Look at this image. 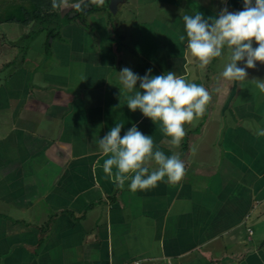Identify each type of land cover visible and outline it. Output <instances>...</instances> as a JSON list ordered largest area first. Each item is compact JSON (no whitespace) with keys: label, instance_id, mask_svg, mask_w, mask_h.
Here are the masks:
<instances>
[{"label":"crops","instance_id":"0c3cea01","mask_svg":"<svg viewBox=\"0 0 264 264\" xmlns=\"http://www.w3.org/2000/svg\"><path fill=\"white\" fill-rule=\"evenodd\" d=\"M225 7L243 0H122L110 18L67 22L35 58L4 59L0 45V264H264V93L251 82L264 64L225 81L222 57L200 70L178 38L183 15ZM124 67L172 71L212 94L179 148L129 110ZM116 123L178 153L185 177L118 189L97 147Z\"/></svg>","mask_w":264,"mask_h":264},{"label":"clouds","instance_id":"9594fccd","mask_svg":"<svg viewBox=\"0 0 264 264\" xmlns=\"http://www.w3.org/2000/svg\"><path fill=\"white\" fill-rule=\"evenodd\" d=\"M53 10H65L70 0H50ZM91 4L103 7L105 0H77L71 7L76 12L84 11ZM243 10L222 9L217 17L205 19L199 11L182 17L184 34L178 36L186 43L188 55L196 68L204 70L214 59L227 53V63L220 73L225 81L243 84L248 79L247 69L264 64V0H243ZM256 47H253V44ZM187 58V57H186ZM240 62L243 67L238 66ZM148 69L141 77L130 68L124 67L119 81L124 101L129 110H139L142 115L159 127L165 137L170 138L173 148H179L187 135L185 125L203 117L212 94L202 85L191 82L184 75L169 71L151 75ZM139 82V90L137 83ZM255 88L264 93V80L252 79ZM122 92L120 91V96ZM123 123H116L103 137L97 139L100 153L107 157L103 171L118 189L147 190L159 182H180L187 169L178 153L168 156L158 150L152 136L145 135L133 125L121 136ZM264 136V131L258 133ZM155 165V167H153ZM115 169V171H113Z\"/></svg>","mask_w":264,"mask_h":264},{"label":"trees","instance_id":"16d2710c","mask_svg":"<svg viewBox=\"0 0 264 264\" xmlns=\"http://www.w3.org/2000/svg\"><path fill=\"white\" fill-rule=\"evenodd\" d=\"M16 3L17 0H12ZM77 0H70V5L76 3ZM3 0H0V4ZM12 3V2H11ZM26 4V3H25ZM111 0H105L103 7L91 6L90 9L76 12L72 8L65 14L61 10H53L51 8L50 0H29L28 4H16V5H0V24L5 22H18L21 24L39 23L47 24L49 27L47 37L58 35L60 29L67 22L72 20L86 21L88 16L98 12H104L110 18L112 13L110 11ZM75 13V16L70 18V13ZM51 27V28H50Z\"/></svg>","mask_w":264,"mask_h":264},{"label":"rangeland","instance_id":"374dc122","mask_svg":"<svg viewBox=\"0 0 264 264\" xmlns=\"http://www.w3.org/2000/svg\"><path fill=\"white\" fill-rule=\"evenodd\" d=\"M12 2V3H11ZM29 0H3L0 5L28 4ZM26 3V4H25ZM51 28V27H50ZM49 27L47 24L29 23L21 24L18 22H5L0 24V36L5 35V39L0 40L3 48L4 59L11 57L12 60L20 62L22 57L35 58L45 46V39ZM51 37L48 39L50 42ZM38 53V54H37ZM227 53L217 62V67H222L227 63ZM2 78V75H0Z\"/></svg>","mask_w":264,"mask_h":264},{"label":"water","instance_id":"95a60500","mask_svg":"<svg viewBox=\"0 0 264 264\" xmlns=\"http://www.w3.org/2000/svg\"><path fill=\"white\" fill-rule=\"evenodd\" d=\"M122 0H111V4H110V8L112 10V12H115V9L117 7V5L121 2ZM92 5H88V8H91Z\"/></svg>","mask_w":264,"mask_h":264},{"label":"built area","instance_id":"2783aa9c","mask_svg":"<svg viewBox=\"0 0 264 264\" xmlns=\"http://www.w3.org/2000/svg\"><path fill=\"white\" fill-rule=\"evenodd\" d=\"M248 233H249V234H252L253 231L249 229ZM127 264H141V261H132V262L127 263Z\"/></svg>","mask_w":264,"mask_h":264}]
</instances>
